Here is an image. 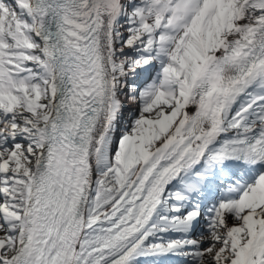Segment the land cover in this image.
<instances>
[{
  "label": "snow or ice",
  "instance_id": "snow-or-ice-1",
  "mask_svg": "<svg viewBox=\"0 0 264 264\" xmlns=\"http://www.w3.org/2000/svg\"><path fill=\"white\" fill-rule=\"evenodd\" d=\"M0 264H264V0H0Z\"/></svg>",
  "mask_w": 264,
  "mask_h": 264
}]
</instances>
